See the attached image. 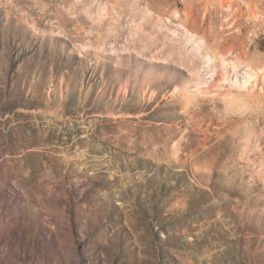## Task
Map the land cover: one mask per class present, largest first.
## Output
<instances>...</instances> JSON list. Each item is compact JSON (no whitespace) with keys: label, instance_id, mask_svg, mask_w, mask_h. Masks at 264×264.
Wrapping results in <instances>:
<instances>
[{"label":"rangeland","instance_id":"1","mask_svg":"<svg viewBox=\"0 0 264 264\" xmlns=\"http://www.w3.org/2000/svg\"><path fill=\"white\" fill-rule=\"evenodd\" d=\"M0 264H264V0H0Z\"/></svg>","mask_w":264,"mask_h":264},{"label":"bare ground","instance_id":"2","mask_svg":"<svg viewBox=\"0 0 264 264\" xmlns=\"http://www.w3.org/2000/svg\"><path fill=\"white\" fill-rule=\"evenodd\" d=\"M213 63V62H212ZM224 63V62H223Z\"/></svg>","mask_w":264,"mask_h":264}]
</instances>
